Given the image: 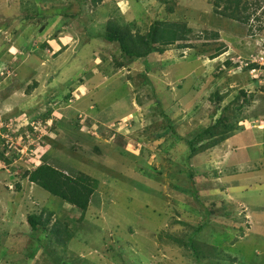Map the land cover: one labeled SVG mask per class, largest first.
I'll return each mask as SVG.
<instances>
[{"label": "rangeland", "instance_id": "374dc122", "mask_svg": "<svg viewBox=\"0 0 264 264\" xmlns=\"http://www.w3.org/2000/svg\"><path fill=\"white\" fill-rule=\"evenodd\" d=\"M214 1L86 0L84 9L78 0H0V21L8 20L0 24V148L13 157L9 165L0 160V264H192L154 233L170 227L169 215L203 223L212 204L218 221L198 239L244 264H264V0H241L234 12L241 19ZM26 12L39 14L27 22ZM110 19L135 22L132 33L155 19L181 24L189 48L166 46L147 63L123 59L118 68V45L97 36ZM219 48L225 52L212 58ZM241 89L249 120L183 164L182 138L220 115L213 93L223 107ZM46 152L67 174L96 179L87 210L21 179ZM32 212H51L50 227L68 222V245L41 227L33 232ZM49 239L58 257L47 258Z\"/></svg>", "mask_w": 264, "mask_h": 264}, {"label": "trees", "instance_id": "16d2710c", "mask_svg": "<svg viewBox=\"0 0 264 264\" xmlns=\"http://www.w3.org/2000/svg\"><path fill=\"white\" fill-rule=\"evenodd\" d=\"M221 1L226 3L224 11H221V13L232 18L241 19V17L234 14L239 8L238 6L240 5L241 0H215L214 4L219 7ZM78 2L81 8L84 7L85 9L87 7L86 0H78ZM92 2L93 6L101 2V0H92ZM232 4H235L232 13L226 12V10L232 8ZM81 13H73L70 14V16L76 18ZM38 14L39 12H34V14L29 15L26 12L22 15L21 19L29 22L30 18H34ZM6 21H8L7 18L4 19V17H2L0 21L1 26H6L3 24ZM1 26L0 29L2 28ZM135 26V22H125L124 19L121 21L110 19L107 22L104 32L101 35H97L108 43L118 45L121 52L120 55L122 56V61L116 60L118 68L125 67L128 64L123 59H126L127 61L141 60L142 62L147 63L150 55L153 53L162 54L165 51L166 46L178 44L180 49L189 48V45L182 43V41L186 40V33L188 34L190 30H186L185 26L181 27V24L167 23L164 20L155 19L145 33H140L139 30L136 33H132V29ZM15 33L16 31L14 30L13 34ZM213 36L216 37L218 34L215 33ZM224 52V49L219 48L218 53L213 55L212 58ZM230 63L231 62L228 61L227 65H230ZM251 66L256 67L259 65L254 64ZM68 97H70V94H68ZM68 97H66V99ZM211 100H215L219 103L217 108L220 110V115L216 121L208 125L194 138H182L186 145L187 152L185 154L186 157H181V161L187 166H190L189 160L197 152L205 150V148L218 146L219 143L229 138L231 133L241 126L240 122L249 120L247 117H243L244 109L248 104H251L250 98H247V93L244 89H241L238 95L223 107L220 105L223 101V96L218 92L213 93ZM158 106L161 114L170 121L171 118L161 110L159 103ZM51 111L52 110L49 109V111L44 114V120L49 118L52 113ZM255 115L258 116L257 114ZM38 118L39 116L35 119ZM3 130L7 129L4 128ZM205 140H207V142ZM5 141L6 139L0 135V145ZM203 142H206V144L198 146V144H202ZM7 148V146L3 149L0 148V160L9 165L12 164L13 157L6 155ZM41 159L42 160L38 165H31V167L23 169V173L20 175L21 179H27L30 183L38 185L43 190L53 196H57L61 201L69 203L74 208L76 207L81 210H87L92 202V196L97 187L96 179L83 171L67 174L65 171L55 166V159L54 164L48 161L51 157L47 152L42 155ZM189 176L191 180L193 176L192 171H190ZM17 187H21L19 182L17 183ZM199 206L200 208H197V210L203 212L202 209L204 204L199 202ZM212 208L213 209L207 211H205L206 209L204 208V212H207L208 216L204 217L205 221L199 224H194L185 219L183 221H178L180 219L176 215H169L166 219L168 222L170 221V227L161 228L159 232L154 233L155 236H157L159 244H169L170 248L174 249L175 253H177L176 256L185 258L188 261H191L192 264H239L238 262L244 264L240 259L239 254H232L226 251L223 247L215 244H203L198 239L199 233L206 225L218 221L217 216H212L214 213V204H212ZM221 213H223V216H229V214L223 210ZM51 216V212L46 216H44L43 212H32L28 213L27 220L33 232L39 233L41 227L44 234L49 235L50 238L52 236L57 244H61L65 247L73 237L70 224L68 222L63 223L57 219L50 227V222L52 220ZM38 239L43 241L41 240L43 237H39ZM46 245L49 247L48 250H45L46 248H44V245H42V247L47 258H51L53 255L57 256L55 249H52L51 239L46 242ZM59 262H61V260H59ZM60 264H65V262H61ZM152 264L155 263L152 262Z\"/></svg>", "mask_w": 264, "mask_h": 264}]
</instances>
